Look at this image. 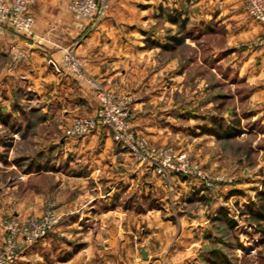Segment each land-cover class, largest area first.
<instances>
[{
	"label": "rangeland",
	"instance_id": "1",
	"mask_svg": "<svg viewBox=\"0 0 264 264\" xmlns=\"http://www.w3.org/2000/svg\"><path fill=\"white\" fill-rule=\"evenodd\" d=\"M169 1L172 0L160 1L163 12L160 9L156 19L151 17L146 22V53L120 68L117 88L106 86L95 75L90 77L100 81L114 97L131 98L133 130L146 138L152 150L186 152L214 178V187L205 192L209 200L188 201L196 186L194 177L170 174L163 178L128 151L115 158L104 157V170L75 178L73 175L81 174L77 171L81 155L74 151L65 156L61 134L56 135L61 130L57 123H44L41 116L31 112L28 98L20 96L11 103V107L16 102L15 106L25 109L13 117L12 124H20V132L13 134L12 124L0 125V251L5 243L7 220L38 216L53 206L61 221L51 232V246L38 259L44 264H65L58 262L65 256V248L81 240L103 239L110 226L106 218L109 205L92 198L107 193V186L124 177L117 182L112 204L127 213L128 219L118 226L124 227L137 253L131 264H136L142 242H159L152 233L166 224L164 216L172 217L182 209L190 212V222L204 226L202 233L194 235L201 236L198 239L202 247L197 250L200 264H213L205 259L214 247L224 250L235 264H264L263 236L256 223L247 219V213L240 214L246 203L257 200L256 194L264 183V44L259 42L262 30L249 31L255 20L246 15L242 4L247 22L240 26L210 23L194 29L202 22L190 19L186 13L184 40L164 48L161 45L180 36L178 31L182 29L167 18L172 6ZM187 4L183 2L186 9ZM93 92L98 106L94 89ZM213 118L223 120L226 127H235L236 135L225 138L205 131L203 126L214 125ZM95 146L100 149V144ZM33 162L50 163L53 168L34 171ZM179 179L190 185V192L181 203L174 197ZM220 211L236 220L235 228L213 219ZM154 214L159 216L154 218ZM177 223V217L168 218L170 226ZM176 233L170 236V242L175 241ZM148 234L150 240L146 241Z\"/></svg>",
	"mask_w": 264,
	"mask_h": 264
},
{
	"label": "crops",
	"instance_id": "2",
	"mask_svg": "<svg viewBox=\"0 0 264 264\" xmlns=\"http://www.w3.org/2000/svg\"><path fill=\"white\" fill-rule=\"evenodd\" d=\"M70 1L37 0L33 6L35 23L30 38H25L9 29L0 33V104L11 111L14 98L22 96V99L28 98L29 103H32L30 107L40 112L44 123H57L61 130L56 135L61 134L65 156L74 151L78 156L81 155L77 168L81 174L73 176L85 178L87 172L94 174L107 167L103 165L104 157L115 158L118 153L125 154L126 150L114 141L111 131L105 127H100L82 137L71 136L68 131L65 132L76 116L94 114L97 99L88 79L78 78L75 73L65 70L64 56L69 52H75L88 75L97 76L112 89L117 88L120 68L146 53L148 25L146 22L151 17L156 19L154 16L158 15L162 0H112L107 15L97 23H93L90 19L74 18L68 8ZM185 1L188 3L187 9L183 7ZM243 2L244 0H190V3L188 0H172L171 3L169 1L172 8H182L184 15L187 13L190 19L201 21L203 25L218 23L226 27L231 24L240 26L241 23L247 22L243 19L241 7ZM252 22L248 21L250 24ZM253 23L254 26L249 31L261 32V24L255 21ZM15 43L21 47L26 46L29 55L18 66L11 68V47ZM51 60L56 62L61 71L54 68ZM14 134L17 135L18 132ZM98 144L100 149L96 150L95 145ZM88 155L91 157H86ZM45 168L50 170L53 167L50 163L46 165L32 163L34 171H43ZM123 179L124 177H121L113 181V185L107 186V193L92 198L96 202L105 201L109 205L106 208V218L110 226L106 228L105 235H102L103 239L87 242L81 240L65 248L62 252L66 251L65 256L58 259L59 263L62 261L66 264V261L72 260L74 261L71 264L132 263V257L137 253L130 245L124 227L118 226L120 222L123 224V221L128 219L127 213L112 204L115 203L113 191L117 187V182ZM193 187L195 190L196 187ZM174 192L177 203L184 202L187 193L190 192V185L179 179L178 183H175ZM1 209L0 205V219ZM85 213V210L81 211L83 216L86 215ZM150 214L151 212L147 213L149 216ZM158 216L159 214L153 215L154 218ZM174 216L178 218V223L176 226H170L168 218ZM164 217L167 220L160 218L166 224L162 229L152 233L156 234L159 242L150 244L142 242L138 258L134 262L136 264H200L197 250L202 247L199 244L201 236L194 235L202 233L204 226L201 228L197 226L198 224L190 222V212L184 209L174 213L172 217L170 215ZM173 233L177 236L174 242H170L169 238ZM150 236L151 234H148L145 240L149 241ZM52 238L51 233L35 246L26 249L17 264H44V261L38 257H41L40 253L46 252L51 246ZM2 242L3 231L0 226V247ZM142 248L146 249L147 258L142 256ZM97 255H101V258H96Z\"/></svg>",
	"mask_w": 264,
	"mask_h": 264
},
{
	"label": "built area",
	"instance_id": "3",
	"mask_svg": "<svg viewBox=\"0 0 264 264\" xmlns=\"http://www.w3.org/2000/svg\"><path fill=\"white\" fill-rule=\"evenodd\" d=\"M37 0H0V33L11 28L25 38L33 35L35 14L33 6ZM112 0H72L69 9L76 19H90L93 23L102 20L108 13ZM246 15L259 22L262 33L259 42L264 44V0H244ZM28 43V41H27ZM29 50L17 43L11 47V68H15L26 60ZM64 68L76 74L78 78L88 79L95 90L99 104L92 115L76 116L68 127V134L75 137L88 135L90 132L105 127L111 131L114 141L123 149L130 152L141 163L147 162L157 170L163 178L170 174L194 177L195 187L212 188L215 185L211 177L198 163L190 159L186 152L175 150H152L146 138L133 130L131 124V98L114 97L111 92L98 80L92 79L84 68L81 59L75 52L64 56ZM52 65L58 71L61 68L55 61ZM60 216L53 206L38 216L11 217L5 223V243L0 251V264L16 263L24 251L35 246L39 241L49 236L59 225Z\"/></svg>",
	"mask_w": 264,
	"mask_h": 264
},
{
	"label": "trees",
	"instance_id": "4",
	"mask_svg": "<svg viewBox=\"0 0 264 264\" xmlns=\"http://www.w3.org/2000/svg\"><path fill=\"white\" fill-rule=\"evenodd\" d=\"M161 12H163V8H161ZM167 16H168V19L172 23L180 24L182 29L185 26V23L187 22V18L186 16H184V10L182 8H172L171 6H169V9L167 11ZM198 26L199 27L194 26V29L195 28L199 29L200 27H204L205 25H203V23H199ZM7 29L12 30L10 28H7ZM182 29L178 31V33H180V36L177 35V36H174L173 38H170L168 40L169 41L168 44L166 45L164 44L161 46L164 48L172 47L174 41L184 40L186 31L185 29L183 30ZM18 98L19 96H16L14 98V101L15 99H18ZM15 105H16V102L13 103L11 111H8L5 105H0V120L2 121L4 125L9 126L10 124L13 123V117L14 115L15 116L17 115L16 113L21 112V111L24 112L23 110L25 109L23 108V106L18 107ZM31 112H34L35 115L40 116V112L37 110L32 109ZM212 120L214 122L213 123L214 125L212 127L203 126V129L205 131L216 134L219 137H225V138L233 137L236 135L237 131L235 130L236 129L235 127L224 126L223 120H219L216 118H213ZM12 126L15 128V131L13 130L14 132H20V126H21L20 124L19 125L12 124ZM206 191H207L206 188L196 187L194 192L189 194V196L187 197L188 201L197 199V200H203L207 202L209 198L207 197L208 194H205ZM256 196H257V200H252L246 203V206L244 208H241L240 214L242 213L248 214L247 219L251 222L256 223L264 239V183H263V189L258 191ZM213 219L225 222L229 226V228H232V229L235 228L237 225L236 220L232 218L231 216H229L228 213L224 211L218 212L217 215ZM225 243L227 246L230 247V244L228 242H225ZM208 251H209V256H207V258L205 259L208 262H211L213 264H235L233 260L230 258V256H228V254L224 250H221V248L219 247L211 248Z\"/></svg>",
	"mask_w": 264,
	"mask_h": 264
},
{
	"label": "water",
	"instance_id": "5",
	"mask_svg": "<svg viewBox=\"0 0 264 264\" xmlns=\"http://www.w3.org/2000/svg\"><path fill=\"white\" fill-rule=\"evenodd\" d=\"M142 256H143L144 258H147V257H148V254H147V251H146L145 248H142Z\"/></svg>",
	"mask_w": 264,
	"mask_h": 264
}]
</instances>
